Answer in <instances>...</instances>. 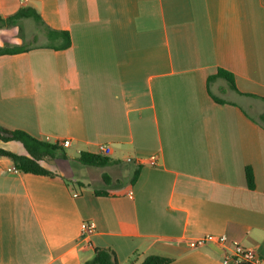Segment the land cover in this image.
Segmentation results:
<instances>
[{"label": "crops", "instance_id": "crops-1", "mask_svg": "<svg viewBox=\"0 0 264 264\" xmlns=\"http://www.w3.org/2000/svg\"><path fill=\"white\" fill-rule=\"evenodd\" d=\"M28 8L42 22L0 29V47H31L0 56V126L71 146L42 162L53 176L0 157V264H84L104 248L119 264H235L218 244L187 247L207 234L264 264V0H0L4 19ZM52 31L72 46L55 50ZM220 69L237 91L211 80ZM102 144L110 165L70 171Z\"/></svg>", "mask_w": 264, "mask_h": 264}, {"label": "trees", "instance_id": "trees-1", "mask_svg": "<svg viewBox=\"0 0 264 264\" xmlns=\"http://www.w3.org/2000/svg\"><path fill=\"white\" fill-rule=\"evenodd\" d=\"M22 19H33L36 22H42L40 15L34 9H21L16 14L4 19L0 16V29L11 28L17 26L18 22ZM55 50H66L72 46L70 34L66 31L51 33ZM31 50V47L23 46H3L0 47V56L5 55H17L25 53ZM220 78L224 79L232 89L237 91L234 77L231 73L220 69L211 80ZM215 100L219 103L222 101ZM0 140L5 143L19 142L25 148L27 155H19L13 151L0 149V157L7 158L13 162L15 167L21 173L33 174L39 176H53L54 174L46 169L42 162L46 160H54L57 156L64 155V148L59 145V142L50 143L47 141L39 140L29 133L22 130H10L0 126ZM77 161L85 166L104 168L112 163L108 157L96 155L88 152H83L77 158ZM139 172L135 173L132 184H134L138 178ZM105 179H108L107 175H104ZM246 180L250 189L255 188V180L253 171L251 168L246 169ZM96 195L109 196L106 192H95ZM171 259L164 258L158 255L148 256L141 264H169ZM84 264H119L116 254L111 249H96L93 257Z\"/></svg>", "mask_w": 264, "mask_h": 264}, {"label": "built area", "instance_id": "built-area-1", "mask_svg": "<svg viewBox=\"0 0 264 264\" xmlns=\"http://www.w3.org/2000/svg\"><path fill=\"white\" fill-rule=\"evenodd\" d=\"M63 148L71 146V141L66 139L59 143ZM99 154L104 157H109L112 154V148L110 145L102 144L98 147ZM149 163L151 165H156L154 159H150ZM7 172L10 174L17 175L19 170L17 168L7 169ZM129 195L132 196L133 193L129 192ZM96 232V225L93 222H83L81 225V233L84 237H90ZM227 236L225 235H203L197 238L189 239L186 241V245L189 249H201L209 244H218L223 248L225 262H232L235 264H261L257 253L251 249L246 248L240 244L228 245Z\"/></svg>", "mask_w": 264, "mask_h": 264}, {"label": "rangeland", "instance_id": "rangeland-1", "mask_svg": "<svg viewBox=\"0 0 264 264\" xmlns=\"http://www.w3.org/2000/svg\"><path fill=\"white\" fill-rule=\"evenodd\" d=\"M39 41L43 42V39H42V36L40 35L39 36ZM9 148L14 151L15 153L17 154H21V155H26L27 152L25 150V148L23 147V145L19 142H12L10 145H9ZM65 153L68 155V156H71V157H78L79 154L77 153V151L75 149H66L65 150ZM46 164L48 165H52L53 161L52 160H46L45 161ZM77 165V164H76ZM81 166V165H80ZM60 168V167H58ZM70 171L73 172V174H85L87 173L88 171H93L95 169H93L92 167H76L75 164H72L70 166ZM59 170H62L61 168ZM121 170V169H120ZM63 172V171H62ZM64 174V172H63ZM71 174V173H70ZM67 175V174H66ZM67 176H70V175H67ZM70 178V177H68ZM99 178V177H98ZM114 179L116 178V176L113 177ZM114 188V187H112Z\"/></svg>", "mask_w": 264, "mask_h": 264}]
</instances>
